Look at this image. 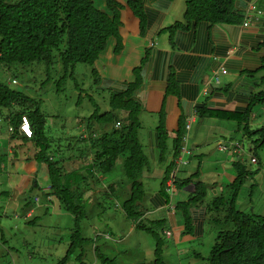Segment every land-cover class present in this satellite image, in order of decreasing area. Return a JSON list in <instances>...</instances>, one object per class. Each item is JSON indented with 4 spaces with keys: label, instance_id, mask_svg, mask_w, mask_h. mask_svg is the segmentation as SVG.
Returning a JSON list of instances; mask_svg holds the SVG:
<instances>
[{
    "label": "trees",
    "instance_id": "trees-1",
    "mask_svg": "<svg viewBox=\"0 0 264 264\" xmlns=\"http://www.w3.org/2000/svg\"><path fill=\"white\" fill-rule=\"evenodd\" d=\"M103 1L105 9L98 8L93 0H17L14 3L10 0H0V64L9 68L13 64L25 66L38 62L46 65L48 69L57 61L65 73L72 71L77 64H87L95 81L99 80L94 65L106 49L109 40L114 39L116 42L115 53L120 52L122 48L119 34L122 6L115 0ZM126 1L133 15L139 20L140 32L143 33L148 23L144 0ZM234 2L235 0H184L182 21L176 22L167 31L173 34L177 29H188L191 24L201 22L209 24L237 22L238 18L233 12ZM262 8L264 10V0ZM143 62L142 60L141 64L134 68L133 80L123 91L109 93L107 112L98 114L94 105V112L86 118L88 123L85 125V131L89 132V135L80 134L78 141L88 142L87 151L82 152L80 158L87 156V153L88 156L91 155L89 167L91 173L97 171L106 175L112 172L118 159L122 160V170L130 181V196L121 204L120 209L125 217L134 223L135 229L145 231L153 237L155 248L151 264H165L163 261L165 240L162 234L167 238L166 233L170 229L166 224V218L147 220L148 208L144 204L145 189L141 181V175L148 168L149 162L138 138L141 127L138 115L141 107L134 99V93L142 83L140 72ZM262 68L264 69V61ZM261 85L264 86V77L261 78ZM171 87H168L167 93L175 95L176 92ZM259 105H264V89L251 96L243 114L209 112L204 108H198L197 113L202 118L212 117L234 122L242 137L253 145L251 151L258 159L256 151L264 149V128L252 130L248 121L252 109ZM2 110L7 112L8 123L13 133L11 138L17 134L21 117L28 118L32 136L26 138L23 135V141L33 144L35 148L33 159L37 164L46 166L51 195L58 201L59 206L72 216L70 244L66 255L57 264H67L76 250H79V255L75 259L81 261L83 246L88 241L81 235L79 228L80 221L85 217L84 190L79 188L80 181H76V173H65L64 166L61 165L62 159L57 154L60 149L56 150L55 145H52L53 139L47 136L46 115L41 112L38 101L23 92L9 88L5 83H0V111ZM121 112L125 113L124 116H120ZM93 119L102 127L112 124V131L109 133L101 130L97 133L92 125ZM117 123L120 124L118 128ZM182 127L172 142V160L165 168L157 192L162 197L168 213L178 212L182 219V236H192L194 228L192 208L202 207L206 213L208 210L215 212L222 210L223 217H217L214 223L220 226L232 224V229H221L217 232L207 259L208 263L264 264V217L243 212L236 207L239 191L244 181L250 179L251 174L243 163L232 164L235 175L227 185L231 188L230 198L216 196L209 206L205 207L201 203L206 197L208 185L200 180L196 182L193 180V176L199 175L198 172L181 179L178 172L173 181L172 191L176 185L181 190L188 187L192 192L187 200L177 202L172 212L170 200L173 198V192L169 193L167 182L175 169L176 159L181 155L182 138L186 132L185 125ZM157 133L158 149L162 159L167 148V133L161 119ZM75 184L77 187H74ZM250 189L253 190L252 186ZM3 193L1 190L0 195ZM97 252L94 247V253ZM96 256L103 264H114L101 254Z\"/></svg>",
    "mask_w": 264,
    "mask_h": 264
},
{
    "label": "crops",
    "instance_id": "crops-1",
    "mask_svg": "<svg viewBox=\"0 0 264 264\" xmlns=\"http://www.w3.org/2000/svg\"><path fill=\"white\" fill-rule=\"evenodd\" d=\"M115 1L122 6L119 28L122 48L120 52L115 53L116 42L114 39H110L94 67L99 80H101V88L106 90L109 97L110 92L118 93L125 89L127 84L133 80L134 68L139 66L142 60L144 61L140 72L142 83L134 93V99L139 102L141 107L138 115L141 124L138 138L144 154L143 143H146L148 155H145L148 162L151 158L154 162L159 160L160 163H165L162 168L155 169L154 175L162 179L165 168L172 160V142L179 130L183 129L182 126L185 125L186 131L183 138L188 137L189 140L191 137L189 133L195 124L201 127L205 138L201 137L200 140L194 138L192 142H184L182 138V148L185 147L187 151L183 158H186L187 164L180 168L179 173H183L180 179L189 177L196 172L200 177H195L193 180L196 182L200 178L203 179V169L197 171L193 168L189 169L193 159L199 157L198 160L201 161L198 165L202 164L203 157L210 160V162H204L203 165L215 166L212 174L217 178L225 175L234 178L235 172L232 167L234 162L243 163L248 170L247 159H249V155H253V151H251L253 145L246 140L248 142L247 149L244 148L242 142L245 139L238 131L237 125L224 119L199 117L197 109L204 108L209 112L229 115L243 114L249 105L251 96L263 91L264 86L261 85V78L264 77L262 68L264 61L263 0H235L233 12L238 18L237 22L229 24L201 22L191 24L188 29H177L173 34H170L167 29L176 22L182 21L185 10L184 0L171 2L144 0L148 23L143 33L140 32L139 20L127 6V1ZM96 2L97 5L95 1L94 4L98 8L105 9L103 0H96ZM251 3H255L263 14L252 16L248 26L245 27L243 26L244 15L247 6ZM221 70H226V74L222 75ZM216 74L219 76V82H215ZM168 87H171L176 94L167 93ZM124 114L121 112L120 116H124ZM0 115H4L7 123L9 122L5 111H0ZM160 119L167 133L166 156L164 155L162 159L158 149L157 133ZM78 123L80 134H86V131L83 130V121L79 120ZM232 123L235 125H231ZM248 123L253 130L264 128V105L255 106L252 109ZM187 124L190 125L188 131L186 130ZM235 127V131L241 135L239 139L232 135L229 138L222 135L223 132H232ZM12 134L11 126L8 123L7 138L5 139L8 143L6 160L8 173L6 189L2 190L6 199L3 206L6 205L2 215L7 216L10 213L9 209L13 208L12 213L16 215V218L24 215L26 221H32L33 218L40 217L49 210L52 211L50 215L66 217L65 213L67 212L59 206L58 201L50 193L47 171L43 182H38L37 174L41 171L40 166L45 165H39L33 159L35 153L33 144L23 141L24 136L20 133L19 127L14 138H11ZM213 134L219 136L213 138V145H211L210 140H212ZM221 141H237L241 144L244 152L240 155L220 152L217 149V144ZM207 144L209 146L205 148L204 146ZM89 156L87 154L76 161L65 162L62 160L61 165L72 166L73 170L70 171L76 173V181L81 182L79 188L84 190L86 203L90 204V198H94L93 203L99 204L97 197H94L99 190H96V186H102L100 189L108 191V195L114 198L113 187L104 189L107 176L97 171L91 173L89 167L92 158ZM257 161L256 164L261 163L260 158ZM6 164L2 165L3 169L6 168ZM65 170L69 171L64 168ZM147 173L148 175L145 176L150 177L149 172ZM74 187H77V184ZM191 192L188 187H184L178 195L185 197L183 200L185 201ZM114 202L115 208L121 211L119 201L115 199ZM148 203L150 208L146 205L148 208L146 215L166 218L170 229L166 235L169 238L173 237L176 244L181 240L189 242L197 238V231H201L206 215L204 208L191 209L193 234L192 236H182L183 227L176 220V214L168 213L163 199L158 193L150 195ZM21 212L24 213L19 215ZM68 215L72 219V216ZM131 223V231H133L134 223ZM106 234L103 235V238L108 236ZM108 238L110 237L108 236Z\"/></svg>",
    "mask_w": 264,
    "mask_h": 264
},
{
    "label": "rangeland",
    "instance_id": "rangeland-1",
    "mask_svg": "<svg viewBox=\"0 0 264 264\" xmlns=\"http://www.w3.org/2000/svg\"><path fill=\"white\" fill-rule=\"evenodd\" d=\"M16 1L10 0L12 3ZM94 1L97 5L96 0ZM12 80H15L16 84H12ZM97 81H95L90 66L87 64H77L68 73L63 71L61 64L57 61L48 69L46 65L38 62L25 66L13 64L9 68L0 64V83H5L9 88L23 92L38 101L41 112L47 117V136L53 139L52 145H55L56 150L60 149L57 154L65 162L70 161L65 160L66 158L71 159V161L80 160L82 159L80 158L82 152L87 151L86 145H88V142L78 141L80 136L78 121H83V130H85V125L88 123L86 118L94 112V105H96L98 114L109 110L108 94L106 90H102L101 80ZM92 125L97 133H100L101 130L110 133L113 129L112 124L102 127L96 119L92 120ZM231 125L235 124L232 123ZM146 126L148 127V125ZM7 127L8 123L5 116L0 115V139L2 138L0 141V184H2L0 185V191L6 189L8 173L6 164L8 143L5 140L7 138ZM235 129L236 127L232 132H223L222 135L227 138L232 135V137L239 139L241 135ZM86 134L89 135V132ZM189 134L191 137H189V140L187 139L188 142L194 141V138L199 140L201 137L205 138V135L201 132V127H198L197 124L192 127ZM218 136V134L212 135L211 145H213V138ZM57 139L59 140L56 141ZM242 143L244 148L247 149L248 142L243 140ZM143 145L145 154L148 155L146 143H143ZM208 146L209 144L204 147ZM212 149L214 151V146ZM256 152L261 163L250 164L249 159H247L248 170L251 172L250 179L247 178L244 181L239 191L236 207L243 212L264 217V149ZM199 158L193 159L189 169L193 168L195 171L203 169L204 171L203 179L200 178V180L202 179L201 181L208 186L206 197L201 203L202 206H209L216 196L230 198L231 188L227 185L233 179L228 175L217 178L212 174L215 166L203 165L204 162H210V160L203 157L201 166L198 165L201 161L198 160ZM149 161L148 168L141 175V181L145 189L144 204L150 208L149 196L155 192L157 193L161 184V178L154 175V171L156 168H162L165 163H160L159 160L154 162L151 158H149ZM5 164L6 168L3 169L2 165ZM64 168L69 170H65L66 174L73 173V171H70L73 170L71 165H65ZM40 170V173L37 174L38 182L42 183L46 174V167L40 166ZM147 172H149L150 177L145 176L148 175ZM182 174L180 172L178 177H181ZM106 176L108 179L104 189L113 187L114 198L108 195V191L100 189L102 186H96V190H99L94 197H97L99 204L93 203L94 198H90V204H85V217L79 223L81 235L88 240L83 246L82 259L81 261L75 259L79 255V250H76L67 264H103L96 258L98 254L112 260L114 264H151L154 259L153 251L155 248L153 237L145 231L134 228L131 231L132 221L115 208V199L122 204L130 196V181L124 175L121 159L116 161L115 168ZM195 177H200V175L193 176V178ZM251 186L253 190L250 189ZM177 187L174 185L171 206L183 201L185 198L178 195L181 189ZM5 201V197L0 195V264H57L64 258L73 229V221L68 213H65L66 217L61 218L50 215L52 211L49 210L40 217L33 218L32 221H26V217L22 215L24 212L19 214L22 215L20 218H16V215L12 213L13 208L9 209L10 213L7 216H3L2 212L6 205L3 206V203ZM223 215L222 210L216 212L208 210L201 231H197V238L189 242L181 240L176 244L173 237L166 238L162 234V238L165 240L164 263L209 264L207 259L217 232L221 229H232V224L220 226L214 223V219L223 217ZM146 217L147 220L161 218L151 214L146 215ZM176 220L182 225V219L178 212ZM166 224L169 226L168 220ZM105 233L110 237L105 238L108 240L103 238ZM94 247L98 250L96 254L94 253Z\"/></svg>",
    "mask_w": 264,
    "mask_h": 264
},
{
    "label": "built area",
    "instance_id": "built-area-1",
    "mask_svg": "<svg viewBox=\"0 0 264 264\" xmlns=\"http://www.w3.org/2000/svg\"><path fill=\"white\" fill-rule=\"evenodd\" d=\"M262 14H263L262 10H260L255 3L249 4L247 6L246 11H245L243 26H245V27L248 26V23H249L250 19L252 18V16H255V15L261 16ZM226 72H227L226 70H221L222 75L226 74ZM214 79H215V82H219L218 74L215 75ZM11 83L16 84V81L12 80ZM119 125L120 124L117 123L116 127L118 128ZM189 126H190L189 124L186 125L187 131L190 129ZM19 131L26 138H30L32 136V129L30 126V122H29L28 118L25 116L21 117V122L19 124ZM183 141L186 142L187 138L186 137L183 138ZM217 149L223 153L228 152V153H235L238 155H240L241 153L244 152V149L242 148L241 144L237 141H228V142L221 141L220 143L217 144ZM186 153H187V151L185 150V147H183L181 150V156H179L178 159L175 161V164H176L175 169L173 171L171 178L168 180V187L167 188H168V191L170 194H172V192H173L172 187H173V181L175 179V176L178 174L180 168L187 164V161L183 158L184 154H186ZM249 161L252 164L257 163V159L252 155H249ZM34 200H35V202L37 201L36 198ZM170 203L172 204V200H170ZM173 207H174L173 205L172 206L170 205L172 212H173ZM104 238H108V236H104Z\"/></svg>",
    "mask_w": 264,
    "mask_h": 264
},
{
    "label": "bare ground",
    "instance_id": "bare-ground-1",
    "mask_svg": "<svg viewBox=\"0 0 264 264\" xmlns=\"http://www.w3.org/2000/svg\"><path fill=\"white\" fill-rule=\"evenodd\" d=\"M252 156H254V155H252ZM258 162V161H257ZM252 164V163H251ZM256 164V163H255Z\"/></svg>",
    "mask_w": 264,
    "mask_h": 264
}]
</instances>
